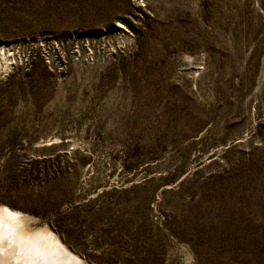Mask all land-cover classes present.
<instances>
[{"label":"rangeland","instance_id":"obj_1","mask_svg":"<svg viewBox=\"0 0 264 264\" xmlns=\"http://www.w3.org/2000/svg\"><path fill=\"white\" fill-rule=\"evenodd\" d=\"M4 124L0 206L39 247L264 264V0H0ZM9 140L45 160L18 186ZM1 220L0 264H60Z\"/></svg>","mask_w":264,"mask_h":264},{"label":"bare ground","instance_id":"obj_2","mask_svg":"<svg viewBox=\"0 0 264 264\" xmlns=\"http://www.w3.org/2000/svg\"><path fill=\"white\" fill-rule=\"evenodd\" d=\"M0 218H2L1 221L5 220L8 221L10 224L15 223V225L17 224V232H19V234L17 233L18 238L21 239V241L24 242V244H27L28 242H31V244H34L36 242V240L34 239L35 236L34 233L29 232L28 230H26L25 226H24V222L20 219L19 215L16 214L15 212H13L11 209H9L8 207H4V206H0ZM44 230V229H43ZM48 230V229H47ZM16 231V230H15ZM37 234V233H36ZM39 236H46V240L47 242L44 244L43 247H39L36 244H34L35 246L39 247V254H43L46 255L45 260L48 261L51 260V262H53L54 260L51 259L52 257H57L60 261V264H86L83 259H81L78 255H76L75 253H73L72 251H70L66 246H64L60 240L57 239L56 236H53L51 234H49L48 232H41L40 234H38ZM15 236V237H17ZM37 236V235H36ZM16 238V239H18ZM36 238V237H35ZM42 238V237H41ZM48 238V239H47ZM59 238V237H58ZM3 239V238H2ZM42 239H40L41 241ZM2 243V240H0ZM39 241V242H40ZM33 242V243H32ZM38 242V241H37ZM43 242V241H42ZM39 244V243H38ZM43 244V243H42ZM2 246L4 247V245L2 244ZM42 246V245H40ZM1 247V246H0ZM2 247V248H3ZM8 247V246H7ZM6 247V248H7ZM0 248V250L2 249ZM47 251H49L47 253ZM1 252V251H0ZM7 252V251H6ZM2 253V252H1ZM0 253V254H1ZM10 253V251H9ZM5 254V253H4ZM11 254V253H10ZM9 254V255H10ZM17 254V253H16ZM15 254V255H16ZM2 255V254H1ZM55 255V256H54ZM3 256V255H2ZM8 256V254H7ZM11 257V256H10ZM16 257V256H14ZM40 257V256H39ZM18 258V257H17ZM21 258V257H20ZM9 259V258H8ZM1 260V259H0ZM6 260V259H5ZM10 260V259H9ZM7 261V260H6ZM15 261V260H14ZM27 262V261H26ZM49 262V261H48ZM9 263V261H8ZM19 263V262H18ZM44 263V262H42ZM47 262H45L46 264ZM55 263V262H54ZM53 263V264H54ZM59 263V262H58ZM12 264H15L12 262ZM27 264V263H26Z\"/></svg>","mask_w":264,"mask_h":264},{"label":"trees","instance_id":"obj_3","mask_svg":"<svg viewBox=\"0 0 264 264\" xmlns=\"http://www.w3.org/2000/svg\"><path fill=\"white\" fill-rule=\"evenodd\" d=\"M0 127L2 129H4V128H8L9 126L7 124L6 125L4 124V125H1ZM5 146L10 148V154H9V157L7 160V164L4 165V169H6V170H4V172L9 174L11 184L14 186H18V177H19V174H21L24 170H26L25 165L37 166V164L39 165L40 163L45 162L44 159L29 158L28 161L25 162L26 164H24V168L21 167L20 169H22V170L18 171L16 169L17 168L16 161H17V156H18L17 149L19 148V147H17L18 144H16L15 140H9L6 142ZM22 146H23V144H22ZM29 173L36 174L37 173L36 168L34 167V168L30 169Z\"/></svg>","mask_w":264,"mask_h":264}]
</instances>
